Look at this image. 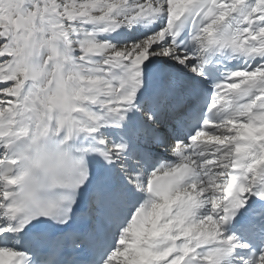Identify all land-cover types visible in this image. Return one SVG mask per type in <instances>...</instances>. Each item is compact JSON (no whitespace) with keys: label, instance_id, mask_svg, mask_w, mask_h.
<instances>
[{"label":"snow or ice","instance_id":"6c2138e0","mask_svg":"<svg viewBox=\"0 0 264 264\" xmlns=\"http://www.w3.org/2000/svg\"><path fill=\"white\" fill-rule=\"evenodd\" d=\"M0 264H264V0H0Z\"/></svg>","mask_w":264,"mask_h":264}]
</instances>
